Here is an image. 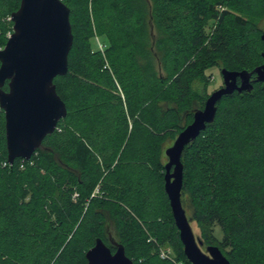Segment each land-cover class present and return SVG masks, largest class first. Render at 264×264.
Wrapping results in <instances>:
<instances>
[{
  "label": "trees",
  "instance_id": "trees-1",
  "mask_svg": "<svg viewBox=\"0 0 264 264\" xmlns=\"http://www.w3.org/2000/svg\"><path fill=\"white\" fill-rule=\"evenodd\" d=\"M63 1L73 45L54 83L68 113L23 167L4 165L0 108V264H87L97 238L134 264H175L160 254L175 238L193 264L165 192L164 143L203 108L208 70L264 63V0ZM20 4L0 0V48ZM217 111L183 151L182 195L206 244L231 264H264V82Z\"/></svg>",
  "mask_w": 264,
  "mask_h": 264
},
{
  "label": "water",
  "instance_id": "water-1",
  "mask_svg": "<svg viewBox=\"0 0 264 264\" xmlns=\"http://www.w3.org/2000/svg\"><path fill=\"white\" fill-rule=\"evenodd\" d=\"M10 19L13 32L0 49V108L5 113L8 162L12 165L18 158L31 159L67 116V103L58 94L54 79L68 73L73 32L70 8L63 0H21ZM261 39L264 41V29ZM221 73L225 84L208 96L204 108L195 111L193 121L166 149L165 192L184 252L193 264L231 262L217 245L207 246V252L201 250L203 241L195 235L182 202L183 151L214 121L217 103L224 95L251 91L254 83L264 82V63L252 71L223 68ZM112 243L115 251L97 238L87 251V264H134L123 244Z\"/></svg>",
  "mask_w": 264,
  "mask_h": 264
},
{
  "label": "rangeland",
  "instance_id": "rangeland-1",
  "mask_svg": "<svg viewBox=\"0 0 264 264\" xmlns=\"http://www.w3.org/2000/svg\"><path fill=\"white\" fill-rule=\"evenodd\" d=\"M262 29H264V19L260 22L259 24ZM97 40V41H96ZM100 41L103 42L105 45L108 44V41L107 39L104 37V36H101L100 37ZM93 45L95 47L98 46V39H94L93 41ZM223 67H213L211 68L210 70L207 71V74H210L211 76L209 77V83L208 85L206 83H204V87L203 86H200V90L202 88V91L201 92L203 93V97L205 98L204 100L206 101V99L208 98V96L214 92L215 90L219 89L220 87H222L225 83H224V80H223V76H222V73H221V70H222ZM204 88V89H203ZM202 97V98H203ZM203 104V108H204V103ZM179 135V134H178ZM177 135V136H178ZM177 138V137H176ZM170 139V140H167V142L164 143V147H163V154H162V160L163 162L166 164L169 160L168 156L166 155V149L168 147H170L171 145H173L174 141H176L175 139ZM183 195H182V202L184 204V207L187 211V216L189 218H191L192 216V211L189 207L190 205V202H189V194H188V191H184L183 190ZM192 223V227H193V230H194V233L195 235L203 241V244L201 246V250L207 252L206 248L207 246L209 245H214V244H206L205 241L201 238L200 236V231H199V228H198V225L196 224L195 221H191ZM216 235L221 238L222 235H223V232H222V229L219 227V226H216ZM108 245L110 244V242L107 243ZM116 250V249H115ZM181 245L177 242V240L174 238L173 241H169L167 242L165 245L161 246V249H160V254L162 256V258H169V260H172L175 264H186L185 263V259L183 257V254L181 252Z\"/></svg>",
  "mask_w": 264,
  "mask_h": 264
},
{
  "label": "built area",
  "instance_id": "built-area-1",
  "mask_svg": "<svg viewBox=\"0 0 264 264\" xmlns=\"http://www.w3.org/2000/svg\"><path fill=\"white\" fill-rule=\"evenodd\" d=\"M9 37H10V36H9ZM97 39H98V38H97ZM98 46H99V48H100L102 51H104V49H103L104 46H103V44L99 41V39H98ZM0 49H1V48H0ZM24 161H26V159H22V167H23V162H24ZM7 163H9V162L6 161V162L4 163V165H6ZM9 164H10V163H9ZM76 195H77V193L75 194V196H76Z\"/></svg>",
  "mask_w": 264,
  "mask_h": 264
}]
</instances>
